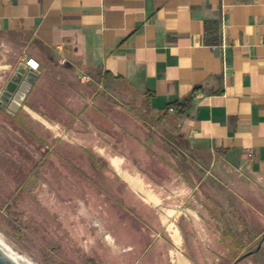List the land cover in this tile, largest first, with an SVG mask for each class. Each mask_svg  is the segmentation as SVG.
Returning <instances> with one entry per match:
<instances>
[{
  "label": "crops",
  "instance_id": "1",
  "mask_svg": "<svg viewBox=\"0 0 264 264\" xmlns=\"http://www.w3.org/2000/svg\"><path fill=\"white\" fill-rule=\"evenodd\" d=\"M0 43L16 59L0 72L39 63L13 119L69 136L124 119L117 107L139 97L171 121L208 189L264 224V0H0Z\"/></svg>",
  "mask_w": 264,
  "mask_h": 264
},
{
  "label": "rangeland",
  "instance_id": "2",
  "mask_svg": "<svg viewBox=\"0 0 264 264\" xmlns=\"http://www.w3.org/2000/svg\"><path fill=\"white\" fill-rule=\"evenodd\" d=\"M14 55L9 47L0 48V62L14 65ZM11 75L0 72V93ZM122 104L117 108L124 119L69 136L30 114L13 119L0 106V236L7 245L31 264H171L170 250L182 253L189 264H217L223 233L264 229L208 189L214 188L209 179L195 174L196 162L171 121L151 112L139 97ZM110 159L137 173L160 206L145 204L127 189ZM72 201L81 212L74 218L63 213ZM160 207L175 212L167 215ZM162 217L178 228L179 246L168 236L174 226L166 218L161 223ZM106 235L115 244L109 245ZM206 239L209 248L203 246ZM126 248L132 250L125 253Z\"/></svg>",
  "mask_w": 264,
  "mask_h": 264
},
{
  "label": "flooded vegetation",
  "instance_id": "3",
  "mask_svg": "<svg viewBox=\"0 0 264 264\" xmlns=\"http://www.w3.org/2000/svg\"><path fill=\"white\" fill-rule=\"evenodd\" d=\"M124 181V180H122ZM125 182V181H124ZM125 184L127 185V189H129L131 192L132 190L130 189L131 187L125 182ZM134 193V192H132ZM135 194V193H134ZM137 197H139L141 199L140 196H138L137 194H135ZM142 201V199H141ZM143 202V201H142ZM160 206V205H158ZM66 211H63L64 214H66V216L71 215L72 218H74L77 214H81V212L79 211V205L77 203H74V201L70 202L67 207ZM160 210L164 213H166L165 210H169L167 211V213L172 214L173 211L172 209H165L163 207H160ZM194 211L198 214H200V211L196 208H194ZM58 213V212H57ZM166 213V214H167ZM185 213H189L192 216L195 215V213L191 210L186 209ZM168 223L169 220L167 219ZM162 223V222H161ZM172 224V223H171ZM177 230L178 228L172 224ZM205 225H207L206 221H205ZM167 228V226H166ZM207 228H204V232L202 233L205 237H207L206 235V231ZM168 232V236L171 239L172 243L174 246H179L182 242V238L180 235V242L176 243L174 242L172 236L170 235L169 230L167 229ZM179 232V230H178ZM180 234V232H179ZM195 235V234H193ZM105 240L107 241V243L109 245L115 244V240L112 239L111 235H106L105 236ZM193 240V254L194 256H196V253L198 252V244H196V235L193 236L192 238ZM209 239H206L203 243V246L205 248H209ZM219 243L223 246L222 248V253H221V259L218 261L217 264H243V263H248L249 264H264V229L261 232L258 233H223L221 235V238L219 239ZM132 249L130 248H126L124 250V252H128L131 251ZM174 250V249H172ZM136 252V251H135ZM137 253V252H136ZM181 254L183 256L182 253L179 252H174V251H169L168 255L170 256L169 259L171 258L170 263L172 262L173 264H177V255ZM187 257V255H185ZM185 258V257H184ZM188 258V257H187ZM186 259V258H185ZM195 262H197L195 260ZM171 263V264H172ZM196 264V263H194Z\"/></svg>",
  "mask_w": 264,
  "mask_h": 264
},
{
  "label": "water",
  "instance_id": "4",
  "mask_svg": "<svg viewBox=\"0 0 264 264\" xmlns=\"http://www.w3.org/2000/svg\"><path fill=\"white\" fill-rule=\"evenodd\" d=\"M37 75L38 71H32L27 69L25 64H20L14 70L0 93V106L4 105L8 112H15L19 108L26 111V106L23 104L24 97L30 87L35 83ZM19 93L22 94V98L19 104L16 105V101H18L17 95ZM0 264H25V258L18 251L0 240Z\"/></svg>",
  "mask_w": 264,
  "mask_h": 264
},
{
  "label": "bare ground",
  "instance_id": "5",
  "mask_svg": "<svg viewBox=\"0 0 264 264\" xmlns=\"http://www.w3.org/2000/svg\"><path fill=\"white\" fill-rule=\"evenodd\" d=\"M21 98H22V94L19 93L17 95L18 101H16V105L19 104V101L21 100ZM110 163L113 166L111 159H110ZM114 164L116 165V163H114ZM113 169H114L115 173L118 174V176L120 178L122 177L131 188H133L135 191H138V192L142 193L146 200L153 201V202H157L158 201V199L155 197L153 192H151V190L145 189L146 186H145V184L143 183L142 179L139 176L132 175V174L128 173L126 170L122 169V167H120V166L119 167L117 166L116 168L113 166ZM166 219L164 218L163 221L165 222ZM164 222H163V224H165ZM170 235L172 236L174 242H176V243L180 242V234H179L178 230L175 227H172L170 229ZM0 240L5 243V241L3 240V238L1 236H0ZM25 264H31V263L25 259ZM177 264H189V263L184 258V256H182L181 254H178L177 255Z\"/></svg>",
  "mask_w": 264,
  "mask_h": 264
},
{
  "label": "built area",
  "instance_id": "6",
  "mask_svg": "<svg viewBox=\"0 0 264 264\" xmlns=\"http://www.w3.org/2000/svg\"><path fill=\"white\" fill-rule=\"evenodd\" d=\"M25 65L27 69H30L32 71H38L39 69V63L32 58H29L28 60H26Z\"/></svg>",
  "mask_w": 264,
  "mask_h": 264
},
{
  "label": "trees",
  "instance_id": "7",
  "mask_svg": "<svg viewBox=\"0 0 264 264\" xmlns=\"http://www.w3.org/2000/svg\"><path fill=\"white\" fill-rule=\"evenodd\" d=\"M171 107H173V105H170V106H168V108H167V109H169V108H171Z\"/></svg>",
  "mask_w": 264,
  "mask_h": 264
}]
</instances>
